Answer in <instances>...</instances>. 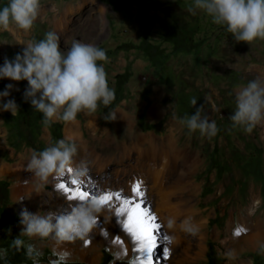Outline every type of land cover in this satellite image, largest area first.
<instances>
[{
	"label": "rangeland",
	"instance_id": "obj_1",
	"mask_svg": "<svg viewBox=\"0 0 264 264\" xmlns=\"http://www.w3.org/2000/svg\"><path fill=\"white\" fill-rule=\"evenodd\" d=\"M8 2L0 0V8ZM40 3L39 17L30 32L14 25L8 31H0V65L5 56L12 59L22 52L23 44L39 41L46 32L53 31L60 37L62 51L66 52L74 41L105 50L108 62L98 63L104 64L110 88L115 87L116 73L127 74L120 91L115 90L116 99L110 106L117 111L115 121L102 118L109 109L101 105L95 115L82 112L74 122L80 136L73 140L78 154L72 168L87 169L77 179L83 182L80 187L90 193L85 200L93 196L99 200L105 192L115 191L129 196L133 185L141 182L145 206L158 217L161 237H169V241L160 240L153 264L264 263L261 247L264 230L251 234L264 219V126H257L247 134L242 128L233 127L229 119L236 109V91L257 77L264 80V40L236 43L225 26L214 24L203 11L197 10L195 15L188 11L194 0H40ZM164 33L170 39L167 42L162 41ZM156 44L167 52L166 60H158ZM172 48L177 50L174 52ZM8 83L20 89L13 90L11 97L21 108L27 81L0 79V91ZM193 98L197 107L203 105L202 117L216 122L219 132L215 137L201 136L198 130L190 132L181 124L185 116L196 111L191 104ZM151 108L155 110L152 116L148 115ZM46 136L48 140L49 135ZM148 136L165 139L164 145L160 148L148 144ZM29 137L17 113L12 116L10 112H0V177L6 179L10 172H15L11 174L20 179L23 189L17 196V205L7 206L6 182H0V242L8 234H20L22 208L39 211L41 215L50 210L66 213L82 202L78 198L68 199L70 193L57 187L59 183L77 187L71 184L72 171L50 177L47 183L26 171L32 153L43 150L38 139L33 146L27 145ZM168 137L171 144L166 141ZM174 150L180 154L176 159L177 174L183 168L181 155L188 160L185 164L189 177L179 178L181 182L177 177L170 178L166 167L157 163L170 165ZM39 200L44 206L37 204ZM255 200L259 201L258 206L253 205ZM118 203L114 197L113 201L101 204L102 211L90 235L72 243L74 255L70 259L77 261L72 264L85 260L89 261L86 264H121L137 255L143 259V253L132 251L134 242L122 229L121 218L115 215L114 204ZM168 211L175 212L173 225L183 240L179 246L172 245L168 234L171 231L165 222ZM186 221L199 229L195 236L184 230ZM15 224L19 226L14 228ZM237 230H243L241 235H235ZM243 234L250 235V244L245 243ZM117 235L122 243L116 242ZM165 246L169 249L167 257L162 254ZM228 252L233 258L226 255Z\"/></svg>",
	"mask_w": 264,
	"mask_h": 264
},
{
	"label": "clouds",
	"instance_id": "obj_2",
	"mask_svg": "<svg viewBox=\"0 0 264 264\" xmlns=\"http://www.w3.org/2000/svg\"><path fill=\"white\" fill-rule=\"evenodd\" d=\"M40 0H9L0 8V31L16 28L30 32L39 17ZM197 10L211 17L214 24L225 26L236 43L251 44L264 40V0H194L188 11L195 15ZM22 52L14 58L4 57L0 65V79L15 82L27 81L23 91V100L30 103L37 112L42 113V123L49 127L55 122L72 123L79 113L95 115L103 105L109 111L102 115L105 121H115L117 111L110 108L116 99L115 90L109 87L107 73L103 63L108 62L106 51L92 44L74 41L65 52L61 50L60 37L49 31L39 41H29ZM20 91L14 84L8 83L0 91V112H10L15 116L19 110L11 92ZM236 109L229 119L233 127H240L251 134L257 126H264V80L259 77L248 81L235 94ZM196 111L185 116L180 122L190 132L199 131L201 136L211 139L219 129L214 120L201 115L203 105L197 107V100H191ZM78 154L76 142L60 139L55 144L39 152H33L27 162L26 171L31 172L40 181L47 183L50 177L63 176L72 169L73 179L84 175L87 169L81 166L73 169L74 158ZM259 201L255 202L258 206ZM255 206L251 210L255 211ZM102 211L99 200L89 199L72 206L66 213L47 211L30 212L26 207L19 212L20 235L41 240L50 239L57 245L85 240L91 233L98 214ZM185 231L193 236L199 231L190 222H185ZM173 226V221H168ZM13 247L20 249L24 241L19 237L13 240ZM264 250V245L261 246ZM32 248L28 246V254ZM6 255V253H0ZM64 256L69 253L64 252ZM226 255L233 258L232 253Z\"/></svg>",
	"mask_w": 264,
	"mask_h": 264
},
{
	"label": "snow or ice",
	"instance_id": "obj_3",
	"mask_svg": "<svg viewBox=\"0 0 264 264\" xmlns=\"http://www.w3.org/2000/svg\"><path fill=\"white\" fill-rule=\"evenodd\" d=\"M72 169H69L70 173ZM82 181L75 179L71 180L72 185H76L75 188L66 186L65 183H59L57 187L70 193L68 199H79L83 201L89 198L90 193L80 187ZM145 192L141 190V182H137L133 185L131 195L125 196L122 191L105 192L99 197V202L105 204L113 201L115 197L118 204H114L115 215L120 217V223L122 229L129 234L130 238L134 242L132 251L134 253H143V259L139 255L133 257L131 260L122 261L121 264H153L154 252L160 247V240L169 241L167 235L161 237L162 225L158 222V217L151 210V208L145 206L144 202ZM96 199L95 196L92 197ZM243 230H237L235 235H241ZM117 243H122L117 235ZM90 241H85V244ZM163 256L169 255L168 247H163ZM63 258L61 257V260Z\"/></svg>",
	"mask_w": 264,
	"mask_h": 264
},
{
	"label": "crops",
	"instance_id": "obj_4",
	"mask_svg": "<svg viewBox=\"0 0 264 264\" xmlns=\"http://www.w3.org/2000/svg\"><path fill=\"white\" fill-rule=\"evenodd\" d=\"M59 123H61V127L59 129L58 138L52 137L51 131L48 127H45V126L40 127L39 135L36 138L43 143L42 145L43 149H45L47 145L49 146L50 144H55V142L60 139L70 138L71 140H74L75 138H78L80 136V131L76 127L74 122L68 123V124L63 123V122H59ZM67 127L69 128V130L71 129L72 135L70 136H67L66 134V131L68 129ZM46 135H49L48 140H46V137H47ZM11 173H15V172H10L9 174L11 176L9 175V177H7L6 179L0 177V181L6 182V196L9 202L6 204L7 206H11L14 204L17 205L16 204L17 196L23 190L22 187L20 186L21 185L20 179L16 178L14 174L12 175ZM37 204H41V206H44L42 204V201L40 200L37 202ZM18 226L19 224H15L14 228H17ZM2 235L5 236V234H2ZM246 235L250 238V235L248 234ZM243 236H245V234H243ZM17 237H19L21 240L24 241V246L21 247L22 248L21 252L19 253L15 252V256H17L16 258L23 256L24 260L20 262L10 263V264H60V262L64 264H72L73 262H77V261L70 259V256L74 255V252L72 250V243H65L62 245H57L54 241L50 239H45V240L39 239L41 241L40 242L38 238H35V237L30 238L27 235H20V234H8V238L0 242V252L7 253L11 251L12 250L11 245L13 244V240ZM5 243L8 244L6 247L4 245ZM29 245L32 248L31 255L28 254ZM64 252L69 253V255L64 256L63 255ZM61 257L63 258L62 260H61ZM86 262H89V261L85 260V263L84 261H79V263H83V264H86ZM89 264H97V262L89 263Z\"/></svg>",
	"mask_w": 264,
	"mask_h": 264
},
{
	"label": "trees",
	"instance_id": "obj_5",
	"mask_svg": "<svg viewBox=\"0 0 264 264\" xmlns=\"http://www.w3.org/2000/svg\"><path fill=\"white\" fill-rule=\"evenodd\" d=\"M169 40L170 39L168 38V34L164 33L162 35V41L167 42ZM155 47L159 51L158 53H156V56H158V60H160V61L166 60V58H167L166 53L167 52H164V50H162L163 48L160 47L158 44H156ZM172 47H176V46L173 45ZM172 49L174 52L177 50V48H175V49L172 48ZM147 55L150 56V53L148 52ZM126 77H127V74L125 72L116 73L114 75V81H115L114 90L120 91V87L122 86V84L126 80ZM22 102L24 104H21V108H19V110L17 111L18 120L20 121L22 128L24 130H26V133H29V135H30V137L28 139L29 143H27V145L33 146L35 143V139H37L36 137L39 135L40 127L44 126L42 123L43 116H42V113L37 112L30 105L28 106V102H25L24 100H22ZM60 127H61V123H59V122H55L48 127L51 131V135L53 138L59 137ZM27 137H28V135H26L25 139ZM0 182H3V181H0ZM5 193H6V184H5ZM4 245L6 247L8 244L5 243ZM11 249L12 250L14 249L15 251L11 250V251L7 252L6 255H0V264H10V263L20 262V261L24 260L23 256H21L19 258H16L17 256H15V252H17V253L21 252L22 248L17 249L16 247H13L11 245ZM77 264H80V263H77ZM261 264H264V263L261 262Z\"/></svg>",
	"mask_w": 264,
	"mask_h": 264
},
{
	"label": "bare ground",
	"instance_id": "obj_6",
	"mask_svg": "<svg viewBox=\"0 0 264 264\" xmlns=\"http://www.w3.org/2000/svg\"><path fill=\"white\" fill-rule=\"evenodd\" d=\"M262 72V71H261ZM153 112H155V110L153 109V108H151V109H149V111H148V115H151L152 116V114H153ZM68 124V123H67ZM69 126V125H68ZM70 127V126H69ZM68 128V127H67ZM73 130V129H72ZM65 132V131H64ZM66 134H67V136H70V135H72L71 134V129L69 130V128L67 129V131H66ZM134 135V134H133ZM140 135V134H139ZM150 135H152V134H150ZM170 135V134H169ZM138 137V139H145V136H136V138ZM149 137V136H148ZM156 137V136H155ZM130 138V137H129ZM157 138V139H156ZM156 138H153V137H149V138H147L146 140H147V143L148 144H156V146L158 145H160V148L162 147L161 145H164L163 143H164V141H165V139H160V137H159V139H158V137H156ZM163 138V137H162ZM171 138H166V141L169 143L170 142V144H171ZM142 141V140H141ZM135 142V141H134ZM133 143V142H132ZM124 144V143H123ZM122 145V144H121ZM142 145H145V141H144V144H142ZM141 146V145H140ZM148 146V145H147ZM123 147V146H122ZM126 147V146H125ZM149 147H153V146H149ZM178 147V146H177ZM124 148V147H123ZM148 148V147H147ZM157 148V147H156ZM183 148V147H182ZM136 149V148H135ZM153 149H155V148H153ZM179 149H181V148H179ZM185 149V148H184ZM187 149V148H186ZM127 150V149H126ZM149 150H152V149H149ZM160 150V149H159ZM158 150V151H159ZM164 150V149H163ZM167 150V149H166ZM170 150V149H169ZM172 150H173V148H172ZM84 151V150H83ZM123 151V150H122ZM138 151H139V148H138ZM147 151V150H146ZM165 151V150H164ZM163 151V152H164ZM168 151V150H167ZM171 151V150H170ZM141 153H142V151H140ZM139 152V153H140ZM121 153V152H120ZM125 153V152H124ZM147 153V152H146ZM149 153V152H148ZM155 153V152H154ZM156 153H158V152H156ZM181 153V152H180ZM144 154V153H143ZM150 154V153H149ZM148 154V155H149ZM163 154V153H162ZM123 155V154H122ZM147 155V156H148ZM164 155V154H163ZM163 155H162V157H163ZM180 154H178V152L177 151H175L174 150V154H173V156H172V162H171V164L169 165L167 162H157V163H162L165 167H166V170H167V174L170 176V178L172 177V178H176L177 177V181H179V182H181L180 180H178L179 178L181 179V178H184L185 176H187L188 175V170L186 169V167H188V166H186V164L185 163H187V161L188 160H186V156L184 155V154H182L181 156H182V158H183V168H182V170H181V172H180V174H177L175 171V169L177 168V163H176V159H177V157L179 156ZM146 156V157H147ZM109 158V157H108ZM120 158V157H119ZM118 158V159H119ZM153 158V157H152ZM151 158V159H152ZM121 159V158H120ZM154 159H156V158H154ZM161 159V158H160ZM191 159V158H190ZM148 160V159H147ZM163 160V159H162ZM166 160V159H165ZM121 161V160H120ZM151 161V160H150ZM155 161V160H154ZM153 161V162H154ZM152 162V161H151ZM152 162V163H153ZM193 162V161H192ZM191 162V163H192ZM182 163V162H181ZM151 164V163H150ZM161 164V165H162ZM142 165V164H141ZM140 165V166H141ZM149 165V164H148ZM170 166V167H169ZM149 167V166H148ZM151 167H152V165H151ZM154 167V166H153ZM149 169H151V168H149ZM160 169V168H159ZM181 169V168H180ZM154 170V169H153ZM156 170V169H155ZM158 170V169H157ZM154 172V171H153ZM164 172V171H163ZM149 174H150V172H148ZM162 173V172H161ZM146 175H147V173H146ZM191 175V174H190ZM166 176V175H165ZM154 177L155 176H153V179H154ZM158 176H156V178H157ZM187 177H189V176H187ZM159 178V177H158ZM188 179V178H187ZM172 180H174V179H172ZM181 180H183V179H181ZM157 181V180H156ZM155 181V183H158V182H156ZM164 181H165V179H164ZM163 182V181H162ZM183 182V181H182ZM188 182V181H187ZM190 182V181H189ZM160 184V183H159ZM161 185V184H160ZM185 185V184H184ZM190 185V184H189ZM155 186H156V184H155ZM159 186V185H158ZM182 186H183V184H182ZM161 187V186H160ZM187 187V186H186ZM186 187H183V188H186ZM158 189H160V188H158ZM129 192V191H128ZM130 192H132V191H130ZM165 195H163L162 196V198L164 197ZM256 199V198H255ZM258 200H255V202H257ZM255 202H253V205H255ZM253 205H252V207H253ZM171 210V209H170ZM252 210V209H251ZM169 212V211H168ZM175 212H172V211H170L169 212V214L167 213V216H168V219L167 220H165V222L168 224V221L169 220H172L173 221V218H174V216H175V214H174ZM191 215V214H190ZM175 219V218H174ZM175 223V222H174ZM166 224V225H167ZM168 226V225H167ZM174 226H176L175 224L173 225V227H171V231H169V233L168 234H170V239H171V241H172V245H176V246H179V245H181L182 243H183V240L181 239V236L176 232V230H175V227ZM178 226V225H177ZM264 230V219L263 220H260L259 222H258V224H257V227L254 229V231L255 232H253V233H251V234H260L262 231ZM245 239H244V241H245V243H247V244H250L251 242H252V239H250L246 234H245ZM240 238H242V237H240ZM257 238V236L255 235L254 236V239H256ZM189 257V256H188Z\"/></svg>",
	"mask_w": 264,
	"mask_h": 264
}]
</instances>
